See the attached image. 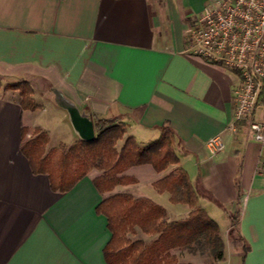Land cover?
<instances>
[{"label": "crops", "instance_id": "crops-1", "mask_svg": "<svg viewBox=\"0 0 264 264\" xmlns=\"http://www.w3.org/2000/svg\"><path fill=\"white\" fill-rule=\"evenodd\" d=\"M224 1L0 0V75L41 85L35 112L22 109L18 92L0 91V264H107L111 234L97 213L105 200L93 183L98 172L61 194L22 153L36 131L49 137L46 154L83 141L66 106L84 132L95 129V118L122 122L119 149L128 138L150 144L170 127L197 206L218 225L217 210L230 221L227 239L220 228L218 264H264V147L246 125L234 129L239 76L188 52L193 18ZM218 136L224 149L214 156L206 144ZM172 170L128 173L146 180L140 197L177 221L190 206L153 188ZM235 214L237 240L228 236Z\"/></svg>", "mask_w": 264, "mask_h": 264}, {"label": "trees", "instance_id": "trees-1", "mask_svg": "<svg viewBox=\"0 0 264 264\" xmlns=\"http://www.w3.org/2000/svg\"><path fill=\"white\" fill-rule=\"evenodd\" d=\"M2 85L0 83V90ZM4 90L18 91L24 111L39 108L33 100V91L27 83L11 85ZM27 130H23L25 135ZM96 137L79 141L71 147L60 145L46 154L49 143L47 133L36 131V137L24 146L22 153L35 174L47 175L51 187L61 194L70 192L93 170L102 175L94 180L100 194L117 187L136 184V180L121 176L131 168L149 165L157 174L175 169L153 184L159 194L170 195L173 205L187 204L192 211L186 219L170 221L166 210L148 199H134L129 195H115L105 199L97 213L107 218L110 241L104 249L107 264H180L174 250L187 249L204 242L210 251L213 264L225 257V242L219 225L201 207L197 206V192L187 172L178 167L180 159L174 131L161 128L158 140L140 145L128 138L122 149L117 144L125 137V125L118 119L95 118ZM239 215L231 216L232 231ZM140 230L143 235L155 237L149 244L132 241L128 235ZM248 251L244 247V253Z\"/></svg>", "mask_w": 264, "mask_h": 264}, {"label": "built area", "instance_id": "built-area-1", "mask_svg": "<svg viewBox=\"0 0 264 264\" xmlns=\"http://www.w3.org/2000/svg\"><path fill=\"white\" fill-rule=\"evenodd\" d=\"M188 52L237 72L234 124L246 125L264 147V0H229L206 8L193 18ZM206 146L214 156L224 149L219 136Z\"/></svg>", "mask_w": 264, "mask_h": 264}, {"label": "rangeland", "instance_id": "rangeland-1", "mask_svg": "<svg viewBox=\"0 0 264 264\" xmlns=\"http://www.w3.org/2000/svg\"><path fill=\"white\" fill-rule=\"evenodd\" d=\"M3 78L4 76L3 75H0V83L2 85V89H4L5 87L7 86H11V85H17V84H23V83H27L28 86L32 89L33 91V95H34V90L35 89H40V84L39 83H30V82H27V81H24V80H19V81H3ZM0 90V91H1ZM9 91H12V90H9ZM18 92V91H16ZM19 93V92H18ZM33 98V97H32ZM34 100V99H33ZM35 101V100H34ZM239 124H235V127L234 129L238 132L239 130ZM36 134V132L34 133V135ZM36 137V136H35ZM120 144L118 143L117 144V150L120 151L122 148H120ZM146 166H149V165H146ZM141 167H144V166H141ZM151 167V166H150ZM137 168V167H136ZM133 169V168H131ZM131 169H129L127 172H125L124 174H122L121 176H127V177H130L134 180H136V184L134 185H128V186H122V187H125V188H120L119 190H116L117 188H115L112 192H109V193H105L103 195H105V199H108L112 196H115V195H129L131 197H133L134 199H148V198H143V197H140L138 194L141 193V191L146 188V180H143L142 183L143 185H141V182L139 181V179L136 178V176L134 175H131L132 172L128 173ZM153 169V168H152ZM171 169H175L174 167L170 168L168 171H170ZM172 170V171H173ZM171 171V172H172ZM98 172V177H100L102 175L101 172L97 171V170H93L92 172H90L89 174L91 173H96ZM170 172V173H171ZM165 173V172H164ZM169 173V174H170ZM97 174V173H96ZM139 174H137L138 176ZM160 175V174H159ZM96 177V178H98ZM140 183V185H138ZM144 186V187H143ZM154 188V187H153ZM141 190V191H140ZM155 190V189H154ZM156 191V190H155ZM165 194V193H164ZM169 195V194H168ZM170 196V195H169ZM150 200V199H148ZM151 202H153L152 200H150ZM154 203V202H153ZM156 204V203H155ZM158 205V204H157ZM160 206V205H159ZM162 207V206H161ZM164 208V207H163ZM165 209V208H164ZM166 210V209H165ZM167 212V210H166ZM217 214H216V221L219 223V226L222 230L223 233H225V231L229 228V223L230 221L227 219V217H225V215H223V212L220 211V210H217L216 211ZM190 214V213H189ZM167 216H168V212H167ZM189 216V215H188ZM187 216V217H188ZM169 219V217H168ZM183 219H186V218H183ZM183 219H180V220H183ZM179 221V220H177ZM174 222V221H172ZM237 225H235V227L233 228V231H232V226L228 232V236L229 238L231 239H235L237 240ZM225 239H227V234L225 233ZM128 238L132 241H137V240H141L143 242H145L146 244H149L151 241H153L155 239V237H149V236H145L142 234V232L140 230H136V233L135 234H130L128 235ZM172 254L175 255L178 259V262L180 264H213V259H212V256H211V253L210 251L207 249V247L205 246L204 242H201L199 244H194L192 247L190 248H187V249H181V250H174L172 251Z\"/></svg>", "mask_w": 264, "mask_h": 264}, {"label": "water", "instance_id": "water-1", "mask_svg": "<svg viewBox=\"0 0 264 264\" xmlns=\"http://www.w3.org/2000/svg\"><path fill=\"white\" fill-rule=\"evenodd\" d=\"M66 108L68 109V111L70 112L71 114V118H72V121L76 127V130L77 132L80 134L81 138L84 140V141H91V140H94L95 139V129L93 126H91L90 128V131L89 132H84V130H81L79 128V124H78V116L76 114V111L73 109V108H70L68 106H66Z\"/></svg>", "mask_w": 264, "mask_h": 264}]
</instances>
